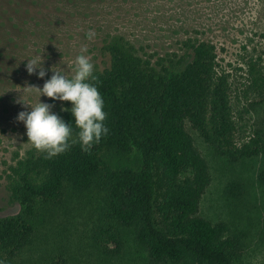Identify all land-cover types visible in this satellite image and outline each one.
<instances>
[{"label":"trees","instance_id":"trees-1","mask_svg":"<svg viewBox=\"0 0 264 264\" xmlns=\"http://www.w3.org/2000/svg\"><path fill=\"white\" fill-rule=\"evenodd\" d=\"M98 1L0 0V100L29 51L23 40L47 49L59 14L73 10L67 18L86 19ZM180 45L182 56L157 57L122 35L101 37L92 83L104 99L108 134L89 152L76 143L52 158L30 143L5 165V188L18 209L0 217L2 264H22L31 250L27 264H78L86 254L97 264H240L255 219L239 228L199 214L210 167L187 126L233 172L225 197L248 193L237 170L246 163H260L251 188H264V64L249 58L238 88L213 43L188 38ZM252 111L259 119L248 124ZM61 118L74 123L70 112Z\"/></svg>","mask_w":264,"mask_h":264},{"label":"rangeland","instance_id":"rangeland-1","mask_svg":"<svg viewBox=\"0 0 264 264\" xmlns=\"http://www.w3.org/2000/svg\"><path fill=\"white\" fill-rule=\"evenodd\" d=\"M88 11L84 14L86 19L81 20L75 16L66 17L72 15L73 10L59 14L52 39L44 42L47 49H38L33 37L23 40L29 44V51L22 52L21 69L9 78L16 84H8L6 94L0 100V217L13 215L18 209L9 200L5 188V165L12 162L16 153L23 154L31 143L23 122L17 120L18 114L30 112L41 102L54 104L52 111L61 117L65 112L61 111V107L71 106L69 102L61 103L40 96V92L28 87L42 88L53 75L52 71H61L71 78L75 59L85 47L87 52L83 54L90 57L94 67L101 66L98 49L104 34L122 35L136 47H141L142 54H155L157 57L182 56L184 52L180 42L188 38L210 41L216 47L222 70L230 75L232 84L238 88L245 83V63L249 58L259 57L264 64V0H99ZM92 27L99 29L97 31ZM89 31L95 33L92 40L87 39ZM40 58L47 73L43 79L26 71L27 61H39ZM249 117L251 121L259 119L252 111L244 117L248 124ZM187 130L210 167L211 180L201 198L199 214L211 221L231 222L239 228H247L250 220L255 219L254 228L249 229L252 239L240 256V264H264V218L262 223L258 221L264 214V188H251L253 174L261 168L260 163H246L238 167V178L245 181L248 193L239 201H233L223 194V188L233 172L225 168L220 160L211 157L197 134L188 126ZM249 190L259 201L251 200ZM69 230L72 232L71 228ZM76 239L71 238V241ZM47 240L51 243L53 238ZM33 252L27 251L20 257L22 264L33 259ZM79 259L81 262L78 264H97L93 255L88 257L86 254ZM32 263L35 264L34 261Z\"/></svg>","mask_w":264,"mask_h":264},{"label":"clouds","instance_id":"clouds-1","mask_svg":"<svg viewBox=\"0 0 264 264\" xmlns=\"http://www.w3.org/2000/svg\"><path fill=\"white\" fill-rule=\"evenodd\" d=\"M94 37V32L87 33V39L92 40ZM81 51L82 54L75 59L74 75L71 78L61 71H52L53 75L45 81L42 88L28 87L36 89L40 96L52 101L69 102L71 108L61 107V111L70 112L74 123H66L53 112L54 104L41 102L32 107L30 112L22 111L17 116V120L24 124L28 141L36 150L45 153L47 158L64 153L76 143L80 144L84 152H89L109 131L105 125L107 113L104 111V99L92 83L97 79L94 65L90 57L83 54L87 52V48ZM42 63L41 58L39 61H27V73H35L39 79H43L47 73ZM72 125L77 130L75 138Z\"/></svg>","mask_w":264,"mask_h":264}]
</instances>
